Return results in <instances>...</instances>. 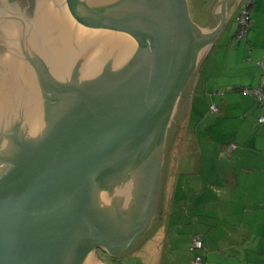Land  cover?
<instances>
[{
    "label": "water",
    "instance_id": "water-1",
    "mask_svg": "<svg viewBox=\"0 0 264 264\" xmlns=\"http://www.w3.org/2000/svg\"><path fill=\"white\" fill-rule=\"evenodd\" d=\"M13 1L0 0V165H14L0 168V264H101L98 250L122 256L150 228L168 131L235 0L216 2L213 29L188 0H35L29 17Z\"/></svg>",
    "mask_w": 264,
    "mask_h": 264
},
{
    "label": "crops",
    "instance_id": "crops-1",
    "mask_svg": "<svg viewBox=\"0 0 264 264\" xmlns=\"http://www.w3.org/2000/svg\"><path fill=\"white\" fill-rule=\"evenodd\" d=\"M217 1L207 5L203 17L195 23L215 28L218 21L212 13ZM230 5L225 26L195 73L193 97L189 100L186 133L190 128L191 133L205 131L213 143L211 155L208 161H180L178 169L177 161H166L156 207L158 220L172 198L168 230L187 228L192 241L198 236L203 247L202 264H241L234 248L237 240L240 245L250 242L255 212L259 213L264 230V159H258L259 156L257 161L252 159V152L264 156V123H258L264 117V104L242 93L243 89L264 86V0L251 2L245 40H236V23L233 29L229 28ZM241 7L243 0L230 23ZM212 106L218 109V114L210 113ZM212 128L226 131L229 136H209L207 129ZM170 138L173 142L174 135ZM258 141L262 146L254 150ZM195 146L190 144L193 150ZM177 241L180 240H170V245ZM185 242L192 253V242L189 239Z\"/></svg>",
    "mask_w": 264,
    "mask_h": 264
},
{
    "label": "rangeland",
    "instance_id": "rangeland-1",
    "mask_svg": "<svg viewBox=\"0 0 264 264\" xmlns=\"http://www.w3.org/2000/svg\"><path fill=\"white\" fill-rule=\"evenodd\" d=\"M202 1V2H201ZM214 0H188L189 13L194 22L200 20L203 17V12L208 8L207 5L211 4ZM242 0H236L233 5H230L228 24L230 30L234 28L235 20L233 18L230 23L232 14L238 7V4ZM246 3V0H245ZM232 4V3H231ZM245 4H243L244 6ZM197 74V73H196ZM196 74L190 80L189 87L182 94V98L179 102L177 113L168 131V137L166 142V148L164 151V163L166 161H177V169L180 161H208L209 155H211L210 148L213 149V143L205 136V131L199 130L191 133L192 128L187 132V122L190 109V101L193 97V83L196 79ZM187 106L185 107V105ZM213 118V117H211ZM191 119V124L193 123ZM204 125V124H203ZM192 126V125H191ZM205 126V125H204ZM203 126V127H204ZM226 132V131H225ZM219 132L218 129H207V134L221 135L225 138L229 136L228 133ZM171 134L174 135V141L172 142ZM210 139V138H209ZM173 143V147L172 144ZM190 144L196 145L194 150L191 149ZM262 142L258 141V144L254 146V150H260ZM171 148V150H170ZM192 152H191V151ZM251 155V152L249 153ZM252 158L254 161L264 159L261 154L256 155L252 152ZM166 173V169H165ZM172 198L167 201L165 212L161 218L157 220L156 215L149 230L143 235L139 242L130 251L116 260H113L107 254L97 251L94 254V258L101 264H192L195 260V256L201 257L200 251H188V244L185 242L189 239L192 242V236L187 228L175 230H168L167 217H170L172 209ZM171 204V207H170ZM157 214V212H156ZM253 228L250 230L252 236L248 245L242 244L237 240L236 248H234V255H236L241 264H263L264 263V230L261 228V217L259 213L253 215ZM264 220V218H263ZM178 239L176 243L170 245V240ZM187 246V247H186ZM261 253L263 258L261 257Z\"/></svg>",
    "mask_w": 264,
    "mask_h": 264
},
{
    "label": "built area",
    "instance_id": "built-area-1",
    "mask_svg": "<svg viewBox=\"0 0 264 264\" xmlns=\"http://www.w3.org/2000/svg\"><path fill=\"white\" fill-rule=\"evenodd\" d=\"M249 3L252 2V0H248ZM249 9L242 8L239 10L238 15L235 17V23L238 28V33L236 35L238 40H245L248 34V24H249ZM245 94L247 95H254L259 101H262L264 103V94L261 89L255 90V91H245ZM209 111L211 114L215 115L218 113V109L214 106L209 108ZM260 123L264 122V118L260 119ZM233 148V146L231 147ZM202 242L199 239L198 236H195L192 245H191V250L192 251H200L202 250ZM192 264H202V259L201 257H195V260Z\"/></svg>",
    "mask_w": 264,
    "mask_h": 264
},
{
    "label": "flooded vegetation",
    "instance_id": "flooded-vegetation-1",
    "mask_svg": "<svg viewBox=\"0 0 264 264\" xmlns=\"http://www.w3.org/2000/svg\"><path fill=\"white\" fill-rule=\"evenodd\" d=\"M12 2H10V0H8V2L10 3V4H12L14 1L13 0H11ZM15 3V2H14ZM17 3H19V2H17ZM16 3V5H18ZM25 4H27L28 5V7L27 8H24L23 9V11H24V13H25V15L27 16V17H29L28 15H30V13H32V11L30 10L31 9V7L35 4V0H33V1H31V0H26V2H25ZM19 5H22V3H19ZM155 219V216L152 218V222H153V220ZM152 224V223H151ZM149 230V229H148ZM147 230V231H148ZM146 231V232H147ZM99 251V250H98ZM99 252H102V251H99ZM103 253V252H102ZM103 254H105V253H103ZM123 256V255H122ZM119 257H121V256H119ZM119 257H110L111 259H113V260H116V259H118Z\"/></svg>",
    "mask_w": 264,
    "mask_h": 264
},
{
    "label": "clouds",
    "instance_id": "clouds-1",
    "mask_svg": "<svg viewBox=\"0 0 264 264\" xmlns=\"http://www.w3.org/2000/svg\"><path fill=\"white\" fill-rule=\"evenodd\" d=\"M9 140L8 139H4L3 143H0V151H4L6 149H8L9 147ZM14 167V165H0V168H5L6 172L5 175L7 174L8 171H11V169Z\"/></svg>",
    "mask_w": 264,
    "mask_h": 264
},
{
    "label": "trees",
    "instance_id": "trees-1",
    "mask_svg": "<svg viewBox=\"0 0 264 264\" xmlns=\"http://www.w3.org/2000/svg\"><path fill=\"white\" fill-rule=\"evenodd\" d=\"M237 33H238V28H236V33H235V35H237ZM235 38H236V40L238 41V39H237V37L235 36ZM258 89H261L262 90V92H263V94H264V86H260L259 88H257V89H243L242 90V93L244 94V95H246V96H249V97H252L253 99H255L258 103H262V104H264L262 101H259L254 95H247V94H245V91H249V92H251V91H255V90H258ZM218 114V113H217ZM213 115V114H212ZM216 115V114H215ZM262 118H264V117H261L260 119H262ZM260 119L258 120V123H259V125H262L263 123H260L259 121H260Z\"/></svg>",
    "mask_w": 264,
    "mask_h": 264
}]
</instances>
